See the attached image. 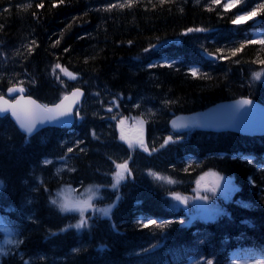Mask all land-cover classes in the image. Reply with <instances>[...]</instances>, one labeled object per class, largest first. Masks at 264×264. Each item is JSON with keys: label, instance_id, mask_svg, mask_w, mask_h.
<instances>
[{"label": "trees", "instance_id": "trees-1", "mask_svg": "<svg viewBox=\"0 0 264 264\" xmlns=\"http://www.w3.org/2000/svg\"><path fill=\"white\" fill-rule=\"evenodd\" d=\"M262 2L241 0L225 10V0L216 5L211 0H165L163 5L159 0H135L131 7L104 10L125 0H0V49L4 46L6 51L0 54V81L11 82L24 75L32 94L54 102L78 84L60 69L53 73V66L59 63L77 75L87 90L80 119L72 129L49 127L22 143L6 132L13 130L24 138L14 122L0 118V177L5 180L0 214L14 225L13 239L22 241L7 246L1 264H178L188 258L194 259L192 264H207V260L213 264H264V260L236 259L240 249H252L264 257V136L194 128L177 140L169 126L171 110L192 113L238 96L264 102V83L252 75L264 68L260 63L264 45L246 44L236 56L231 55L232 49L246 41L259 40L252 39L257 30L264 35V13L253 19L245 15L243 24L232 22L239 13ZM41 3L43 7H37ZM27 4L32 6L26 8ZM188 28L205 31L184 34ZM202 32L207 36L203 42L199 38ZM176 37H181L180 43L156 47ZM206 50L224 58L212 62L205 57ZM163 56L177 61L172 67L160 66L166 64L160 60ZM193 64L210 78L192 77L188 69ZM139 97L157 101V112L147 125L149 151L130 148L120 139L115 123L108 124L112 115L136 113L131 104ZM109 104L112 112L107 110ZM71 132L72 140H63ZM169 135L174 142L161 148ZM76 141L82 143L76 146ZM69 147L72 153H67ZM153 148L156 150L151 151ZM56 153L71 159L63 176L70 175L82 185L109 180L117 162L130 160L132 174L121 189L113 222L95 213L90 227L81 232L68 228L65 236L45 225L56 218L58 207L51 197L59 176L51 166L36 160ZM250 155L251 162L245 159ZM39 166L48 169L52 179ZM210 169L234 176L240 185L235 198L251 207L230 202L229 212L218 219L187 226L169 209L166 194L190 191L197 177ZM149 170L172 176L178 183L172 187L155 179ZM27 171L28 183H38L41 173L47 178L42 190L29 196V203L20 179ZM5 204L32 214L39 209V224L31 216L29 221L22 220L18 211L4 212ZM75 218L78 215L63 213L66 226ZM148 219L167 222L166 227L142 228L139 222ZM45 234L48 240L43 242Z\"/></svg>", "mask_w": 264, "mask_h": 264}, {"label": "snow or ice", "instance_id": "snow-or-ice-1", "mask_svg": "<svg viewBox=\"0 0 264 264\" xmlns=\"http://www.w3.org/2000/svg\"><path fill=\"white\" fill-rule=\"evenodd\" d=\"M135 2V0H125V3H119L118 5H113V4H109L107 6V8H105L104 10H111L113 7H120V8H124L126 6L131 7L133 5V3ZM197 2H199V0H197ZM241 2V0H228V3H225L223 5L225 10H228L230 7H235L237 4H239ZM60 3H63V0H60ZM159 3L161 5H163L165 3V0H159ZM211 3L213 5L219 4L220 0H211ZM32 5L31 4H27L25 5L26 8H30ZM53 6H56L55 4ZM155 7V5H153ZM37 7H43V4H38ZM209 10H212L211 7L209 8ZM264 13V2L262 3H258L255 7H253L251 9V11L249 12H243V15L248 16L249 19H253L256 15H260ZM240 19V15H237L236 20ZM236 20H233L232 22L235 24ZM193 31H205V29L202 28H188L185 30L184 34L193 32ZM33 43H35L33 41ZM56 43L58 44L59 41H56ZM129 43H131V41H129ZM252 43H257L260 45H264V38H261L259 40H249L246 41L244 44H241L239 48H235L231 50V55L232 56H236L237 53H239L240 51L243 50V48L245 47L246 44H252ZM29 47V54H31L32 48L31 45L28 46ZM150 47H154V46H150ZM67 51V49H66ZM145 51H148V49H145ZM218 52L223 51L222 49H218ZM219 58H224V57H219ZM238 62V61H237ZM260 63H264V61H260ZM174 64L173 63H166L164 65H160V66H167V67H172ZM156 65H149V68L155 67ZM56 69H60L62 72L65 73V75H67L68 77H70L71 79H76V76L71 73L68 72V70L66 68H63L59 63L55 64L53 66V73H55ZM188 71L190 72V74L192 75V77L194 78H205V79H209L210 77L208 76L207 73H201L199 69L193 67L188 69ZM264 71V70H262ZM253 78L255 79H259L261 76V72H254L253 74ZM57 79H59V77H57ZM21 84L23 83L22 81L20 82ZM23 92V88L22 87H17V86H13L10 87L8 89L9 93L12 92ZM83 95V92L81 89H74L71 93L65 94L62 99L60 100L59 103L53 105V106H48V105H41L38 104L35 100H32L31 98H29L28 100V104L31 105L30 108H25L21 105V102L19 100H17L15 103H9L7 100H4L2 96H0V113H5V112H9L11 111L12 116L15 118L16 122L18 123L19 127L21 130H23L27 135H31L34 133V131H36L38 129V126L40 125H44L46 123H51L53 121H60L63 120L64 118H68L71 117L73 115L72 112V107L73 105H75L80 97ZM68 102V103H66ZM252 101L250 99L247 98H242L241 100L237 101V105L243 107L245 105H251ZM118 107V105H117ZM136 107H139V105H136ZM108 111H112V108L109 107L107 109ZM76 115H79V112L76 113ZM113 119H116V117H113ZM67 122V121H65ZM125 123V119H120L119 120V125L121 126V136L120 139L121 140H126L127 137L124 135L123 133V128L122 126ZM138 123L142 126L144 124L143 120H138ZM193 123H195V121H193ZM173 129L179 130V129H183L188 127L189 125L183 122H179L178 120H173L171 122ZM92 135L95 136V132H92ZM181 137L177 136L176 139H180ZM170 142H174L173 140V136L169 135L166 138H164L163 143L160 145L161 148L165 147L167 144H169ZM76 146H78L80 143H82L81 141H76ZM137 143L139 144V146L141 148L144 149V151H149L148 147L146 146L143 138H140ZM132 142L129 141V147L131 148ZM81 151H83V149H80ZM156 149L153 148L151 149V151H155ZM73 152V148L69 147L67 148V153H72ZM62 159L66 160L67 156L62 157ZM245 159H248L249 162H251L250 158L245 157ZM52 161L45 159L43 161V164L48 165L51 164ZM115 172L113 173L112 179L113 182L110 185L111 188L113 189H117L118 186L121 184L122 181H124L127 177H126V173L127 176H131V169L129 168V161L125 160L122 163H116L115 164ZM71 171H74L75 169H70ZM60 171H62V169L58 168L57 169V173H59ZM149 174L152 175L155 179L157 180H162L165 181L167 183H175V181L169 177V176H162L160 173L158 172H154L149 170ZM100 186L99 185H89L88 187H86L83 190V194L82 195H78L76 194V190L71 188V187H64L62 189H60L57 193H56V197L53 198L51 200V203L53 205H56L57 207L60 208V210L62 212H70V211H75L79 213L80 216V220L79 222H77L75 225H72L71 227H75L76 229H81L83 227L88 226V219H86V213L90 210L95 211V212H99L101 213L103 216L110 218L111 215V211L112 209L115 207V203L108 205L107 207H103V208H95L94 207V201L99 197L100 195ZM231 191H235L234 188L230 189ZM211 192L213 194H215L216 192V188L213 187L211 189ZM170 196L176 200L179 201L180 203L183 204H187L188 203V197L182 196L179 193H175L172 192L170 193ZM193 199H199V200H203V201H207L209 199V197L207 195H199V193H197L196 197H193ZM116 201H119V196L116 197ZM241 206L245 207V208H249L251 207L250 204L246 203V202H241ZM217 214H220L219 212ZM3 221V218L0 217V222ZM141 224L142 228H146L149 226H155L156 228H159L161 230H163L166 227L167 222L164 223H158L155 219H148L146 222L144 221H140L139 222ZM182 223V221H181ZM5 232H9L10 230L7 228L3 229ZM20 243H22V241H19L17 239H5L3 241V245H14V246H18ZM74 251H78V249H74ZM7 252L5 251V248L3 246H0V255H6ZM207 264H213L212 260H207Z\"/></svg>", "mask_w": 264, "mask_h": 264}, {"label": "rangeland", "instance_id": "rangeland-1", "mask_svg": "<svg viewBox=\"0 0 264 264\" xmlns=\"http://www.w3.org/2000/svg\"><path fill=\"white\" fill-rule=\"evenodd\" d=\"M242 13L239 14L240 15V19L238 20V22H242L244 20V15ZM199 38H200V40L203 41L205 36L202 35ZM259 79L264 81V71H261V76H260ZM144 103H145L146 107L148 106V108L145 107L144 111L147 112V113L151 112L149 110H152L153 106H154L152 104V102L150 100H147V102H144ZM140 119H141V117L140 118H134V122H136L138 124V120H140ZM143 119H141V120H143ZM123 133L127 137V139L125 141L128 144H129V141H131L132 145H133L132 147H134L136 145H139L137 143V141L140 138H144L145 137V125L143 124L141 126L139 124L136 127H131V126H129L128 123H124ZM46 159L50 160V161H54V159H52V158H46ZM56 163L60 164L57 161H56ZM122 182H121V184H122ZM1 183L2 182L0 180V186H1ZM90 185H99L100 186V190H99L100 191V195L94 201V207L95 208L107 207L108 205L113 204V203L116 204V197L117 196H115L113 201H111V202H109L107 204H99L98 203V205L96 206L97 200H99V199L103 200V198H102V191H103L102 185H100V184H90ZM88 186H80V185L76 186V185H72V184H64L61 188L58 189V191L60 189L64 188V187H71V188L76 190V194L82 195L83 194V190L86 187H88ZM213 187L216 188L215 194H213L211 192V189ZM231 188H234L236 190L237 186H235V184L232 182V180L230 178L225 177V176H223V175H221V174H219L217 172H209L205 176L202 177V181H201L200 185H198V187L195 189V192L192 195H190V196H185V197L189 198L187 204H183V203H180L179 201H176L175 204H173V207H176V208L177 207H183L186 210H188V209L192 210L193 209L192 215L194 217H199V218H202V219L215 218L218 215L217 213L218 212L220 213V211H222V208H223V206L220 204V201H218V196L221 195L222 198L225 199V200L231 199L233 197V195H234V192H235V191H231L230 192ZM111 190L113 191L114 189L111 188ZM197 193H199V195H207L209 197V199L207 201H203V200H199V199H193V197L197 196ZM4 228L9 229L10 231L9 232H5L3 230ZM0 230L5 235V239L11 238L12 230L6 225V223L4 221L0 222ZM1 245L4 246L3 242L0 241V246Z\"/></svg>", "mask_w": 264, "mask_h": 264}, {"label": "water", "instance_id": "water-1", "mask_svg": "<svg viewBox=\"0 0 264 264\" xmlns=\"http://www.w3.org/2000/svg\"><path fill=\"white\" fill-rule=\"evenodd\" d=\"M83 95H84V92H83ZM83 95L80 97L79 101L75 105H73L72 107L73 115L71 117L64 118L63 120H60V121H53L51 123L40 125L38 126V129L36 131L40 130L42 127L47 126V125H60V126H63L66 124L72 125L75 119V116H74L75 107L81 102V100L83 99ZM29 98H31L32 100H35L38 104L43 105L42 103H40L33 97H20L18 100L21 102V105L27 109L31 107V105L27 103ZM3 99L7 100L5 98ZM7 101L9 103L16 102V101L11 102L9 100ZM237 101H239V99L222 101V102H218L214 105L209 106L203 113L199 115L198 121L200 125L206 129L215 130V131L231 130V131H236V132H240L244 134H263L264 133V104H262L258 100L252 99L251 105H245L241 107L237 105ZM9 112L11 113V111ZM5 113H8V112H5ZM5 113H0V114H5ZM173 120H178L179 122L188 124V118L179 117ZM188 127L179 129L177 131H183L187 129Z\"/></svg>", "mask_w": 264, "mask_h": 264}, {"label": "bare ground", "instance_id": "bare-ground-1", "mask_svg": "<svg viewBox=\"0 0 264 264\" xmlns=\"http://www.w3.org/2000/svg\"><path fill=\"white\" fill-rule=\"evenodd\" d=\"M6 130V129H5ZM6 132H10V135L11 136H16V137H18V138H20L21 139V141H22V143H23V141L25 140V138L27 139V140H33L34 139V135L33 134H31L30 136L29 135H27L25 132L23 133V136H24V138H22L21 136H18V134H16V132L15 131H13V130H9V131H7L6 130ZM39 149H41V148H39ZM38 159V158H37ZM45 158H41V160L39 161V160H36V163H43V160H44ZM40 168H41V170L42 171H45V172H47L48 173V177L50 178V179H52V173L48 170V169H46V168H44L43 166H39ZM30 175V173L27 171V173L26 174H24V175H22L21 176V178L20 179H23L22 180V183H24V189H23V193L25 194V197H26V202H30L29 201V196L30 195H32V194H34V193H37L39 190L41 191L42 190V187L44 186V182L47 180V178H46V175L44 174V173H41L40 174V178H39V182L38 183H32V182H30V183H28V181H30V179H31V177L29 176ZM28 183V185H27V187H26V184ZM26 187V188H25ZM43 196L45 197V195L43 194ZM46 198V197H45ZM4 212H9V211H18L19 213H20V218L22 219V220H25L26 219V221H29L30 220V216L35 220V221H37L38 222V224H39V222H40V215H41V212H40V210L38 209V211H37V214H32V213H30V212H28L27 210H25V209H23V208H20V207H18L17 205H14V204H12V205H8V204H5L4 205ZM55 211V215H56V218L54 219V220H48V221H46L45 222V225H47V226H52V228H53V231L55 232V233H58V234H60V235H63V236H65V235H67V233H68V229L66 228V224H64V221H63V212H61L59 209H57V210H54ZM60 217V221H58V218ZM7 225H8V227H13L14 225L13 224H10V223H8L7 222ZM71 228V227H70ZM199 229H203V227H201V228H199ZM48 240V238H47V234H45L44 236H43V242L45 241H47Z\"/></svg>", "mask_w": 264, "mask_h": 264}, {"label": "clouds", "instance_id": "clouds-1", "mask_svg": "<svg viewBox=\"0 0 264 264\" xmlns=\"http://www.w3.org/2000/svg\"><path fill=\"white\" fill-rule=\"evenodd\" d=\"M58 209L60 210V208L58 207ZM61 211V210H60ZM62 212V211H61Z\"/></svg>", "mask_w": 264, "mask_h": 264}]
</instances>
